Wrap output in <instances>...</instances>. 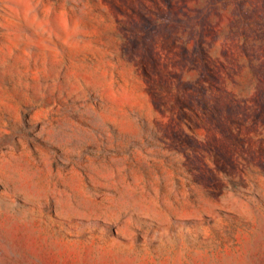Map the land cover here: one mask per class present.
Masks as SVG:
<instances>
[{
    "label": "rangeland",
    "instance_id": "obj_1",
    "mask_svg": "<svg viewBox=\"0 0 264 264\" xmlns=\"http://www.w3.org/2000/svg\"><path fill=\"white\" fill-rule=\"evenodd\" d=\"M0 264H264V0H0Z\"/></svg>",
    "mask_w": 264,
    "mask_h": 264
}]
</instances>
